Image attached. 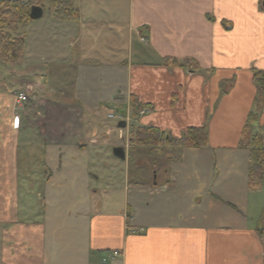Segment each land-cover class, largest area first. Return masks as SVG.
Returning a JSON list of instances; mask_svg holds the SVG:
<instances>
[{"label":"crops","instance_id":"0c3cea01","mask_svg":"<svg viewBox=\"0 0 264 264\" xmlns=\"http://www.w3.org/2000/svg\"><path fill=\"white\" fill-rule=\"evenodd\" d=\"M74 2L75 20L26 22L22 59L0 70V264H264V179L248 186L239 146L252 110L264 145V0ZM131 96L139 125H205L207 144L96 187L88 150Z\"/></svg>","mask_w":264,"mask_h":264},{"label":"trees","instance_id":"16d2710c","mask_svg":"<svg viewBox=\"0 0 264 264\" xmlns=\"http://www.w3.org/2000/svg\"><path fill=\"white\" fill-rule=\"evenodd\" d=\"M33 4L30 1L22 0H1L0 1V60L5 63H15L23 57L24 39L21 35L12 38L10 31L14 25L24 24L31 19L30 8ZM43 14L45 13L44 7ZM48 10L63 20H75L78 17L77 7L74 0H48ZM164 65L188 67V59L181 61L166 59ZM254 84L256 86V102L261 105L264 102V73L254 70ZM144 107L137 102L134 96L130 97V108L132 115ZM255 110L248 113L244 124L239 146L245 148L249 153L250 167L248 169L247 182L250 188H255L260 182L264 171V145L261 133L253 131L252 124L256 121ZM264 129V126H261ZM130 144L142 146H180L185 148H198L207 144L208 136L206 126H190L179 137L161 131L157 127H145L137 125L130 134ZM157 150V149H156ZM264 242V235L260 234Z\"/></svg>","mask_w":264,"mask_h":264},{"label":"rangeland","instance_id":"374dc122","mask_svg":"<svg viewBox=\"0 0 264 264\" xmlns=\"http://www.w3.org/2000/svg\"><path fill=\"white\" fill-rule=\"evenodd\" d=\"M1 1V0H0ZM22 1H30L35 5L43 6L44 7V14L41 16L40 19L32 20L30 21V24L32 23H38L37 21H43L51 16V12L48 10V0H22ZM28 24V23H27ZM27 24H17L14 25L12 30L10 31L11 37L15 38L17 35H21L22 39H25V37L28 35V32L30 31L29 28H27ZM29 24V25H30ZM24 48V46H23ZM8 66L9 63L2 62L0 60V70H3L2 65ZM18 68V67H17ZM52 83V79H49ZM68 83V80L66 81ZM53 85V83H52ZM16 95V94H15ZM26 95V93H25ZM27 97V95H26ZM28 100V97L26 101ZM17 101V100H16ZM23 101V102H26ZM18 102V101H17ZM125 100L121 102L123 107L117 109H111L106 112H111L110 114L113 115L112 118H108L104 116L101 118L102 123L106 125V128L110 130L108 133L109 142L105 146L104 150H100L98 153H95L91 149L88 150V159L87 163L89 161V166L93 168L94 171H101V177L102 179L97 178L94 180V183H96V187H103L106 184H117L121 181L123 174L128 169L130 174H137V177L139 180H146L148 177H152L153 170H158V166H155L150 173H148V166L150 162L156 161L158 163V158H162L163 156L169 157L170 155H175L174 151L179 146H162L158 148L157 146H142L137 144H130V134L133 128L138 124V118L140 115L134 114L132 115V109L127 106L125 103ZM130 102V101H129ZM22 103V102H19ZM148 112V111H147ZM119 120H126L128 124H126V127L119 128L117 126ZM119 139L118 141H114L115 139ZM114 144H120L124 145L126 148V152L128 154V158L126 161H124L121 158H118L114 155L113 149ZM176 147V148H172ZM156 149L158 152L156 153ZM100 154V155H95ZM168 160V159H167ZM145 161V162H144ZM264 179V171L261 177V181ZM261 183V182H260ZM32 192V191H31ZM32 193H36V191H33ZM1 232H0V246L3 242L1 238Z\"/></svg>","mask_w":264,"mask_h":264},{"label":"water","instance_id":"95a60500","mask_svg":"<svg viewBox=\"0 0 264 264\" xmlns=\"http://www.w3.org/2000/svg\"><path fill=\"white\" fill-rule=\"evenodd\" d=\"M264 6V2H263ZM43 11L42 8L38 5H32L30 8V17L31 19H38L42 16ZM126 125L125 121H119L118 127H124ZM113 153L116 157L124 159L125 158V150L122 146L114 147Z\"/></svg>","mask_w":264,"mask_h":264},{"label":"built area","instance_id":"2783aa9c","mask_svg":"<svg viewBox=\"0 0 264 264\" xmlns=\"http://www.w3.org/2000/svg\"><path fill=\"white\" fill-rule=\"evenodd\" d=\"M26 99H27V97H26V95H25V93L23 92V91H17L16 92V100L18 101V102H23V101H26ZM147 112V110L146 109H141L140 111H139V114H145ZM109 117H112V115L111 114H109L108 115ZM118 255V251H111V253H110V255H109V258H114V257H116ZM107 259L106 258H103V262L104 261H106Z\"/></svg>","mask_w":264,"mask_h":264}]
</instances>
